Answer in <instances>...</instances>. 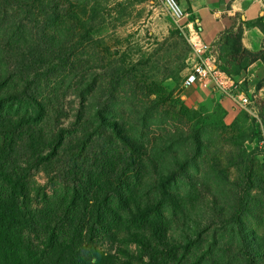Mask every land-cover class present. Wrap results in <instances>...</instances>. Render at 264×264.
Instances as JSON below:
<instances>
[{
	"label": "trees",
	"instance_id": "trees-1",
	"mask_svg": "<svg viewBox=\"0 0 264 264\" xmlns=\"http://www.w3.org/2000/svg\"><path fill=\"white\" fill-rule=\"evenodd\" d=\"M60 9L58 0H0V264H264L259 240L243 231L238 213L217 201L206 207L207 224L198 222L193 237L170 233L164 213L175 204L165 186L186 174L185 163L203 140L200 133L177 136L187 140L183 160L173 154L158 164L145 157L147 146L136 134L159 103L136 109V122L116 116L121 74L97 92L90 91L92 77L77 85V93L89 95L73 114L74 127L49 123L67 113L58 97H38L37 86L65 69L91 36L88 30L77 36L73 28L54 29ZM14 103L24 110L13 111ZM171 143H155L151 155ZM239 163L230 157V166L238 169ZM33 169L58 181L53 196L30 184ZM252 173L245 180L251 182ZM227 225L232 232L223 242ZM206 234L211 242L203 251ZM117 240L134 248L120 246L115 253L103 247Z\"/></svg>",
	"mask_w": 264,
	"mask_h": 264
},
{
	"label": "rangeland",
	"instance_id": "rangeland-1",
	"mask_svg": "<svg viewBox=\"0 0 264 264\" xmlns=\"http://www.w3.org/2000/svg\"><path fill=\"white\" fill-rule=\"evenodd\" d=\"M58 1L61 17L54 29L63 32L73 28L77 36L88 30L91 36L65 69L37 86L38 97H58L67 113L49 123L53 122L55 129L71 125L73 114L83 108L89 95L77 93L80 82L94 78L90 91L97 92L100 85L106 86L113 76L121 74L122 84L113 100L116 116L132 121L136 109L154 99L159 103L148 126L136 134L147 146L145 157L155 163L158 159V164L173 154L183 160L187 140L174 139L180 134L200 133L203 140L191 162L185 163L186 174L176 175L165 186L172 194L169 203L175 204H170L172 211L164 213L170 220V233L180 240L186 234L193 237L198 222L207 224L206 207L217 201L239 214L243 231L259 240L264 251V0H257L256 14H237L233 24L210 43L206 55L221 82H196L208 88L200 98H193V85L182 84L183 71L178 68L179 57L190 47L189 37L197 30L193 15L175 18L163 0ZM188 20L193 24H187ZM4 63L0 61V72ZM242 96L248 100L243 102ZM12 107L13 111L24 110L17 103ZM157 142L161 146L172 143L169 149L153 153L155 157L151 152ZM230 157L240 159V168L229 165ZM250 171L255 177L248 182L245 175ZM165 179L161 176L158 181ZM29 182L47 195L53 196L59 188L58 181H51L42 169H33ZM142 197L148 199L147 195ZM231 232L227 225L220 239L228 241ZM203 239L205 251L211 237L206 234ZM120 246L134 248L118 240L112 246L103 244L115 253Z\"/></svg>",
	"mask_w": 264,
	"mask_h": 264
},
{
	"label": "crops",
	"instance_id": "crops-1",
	"mask_svg": "<svg viewBox=\"0 0 264 264\" xmlns=\"http://www.w3.org/2000/svg\"><path fill=\"white\" fill-rule=\"evenodd\" d=\"M187 8L186 14L195 17L197 37L210 45L216 37L228 29L234 22L237 14L246 16L256 14L257 0H179ZM184 7V8H185ZM187 24H193V20H188ZM193 85V98H200L208 90L203 85ZM188 85V86H191Z\"/></svg>",
	"mask_w": 264,
	"mask_h": 264
},
{
	"label": "built area",
	"instance_id": "built-area-1",
	"mask_svg": "<svg viewBox=\"0 0 264 264\" xmlns=\"http://www.w3.org/2000/svg\"><path fill=\"white\" fill-rule=\"evenodd\" d=\"M163 4L166 10L175 18H180L186 14L185 8L179 0H163ZM189 39L191 42L190 47L178 60V68L183 71L182 84L188 86L199 81L204 83L209 80L220 83L221 80L212 72V61L206 55L210 45L201 41L197 37L196 31L195 35H190ZM221 74L224 75L223 72ZM241 100L246 102L248 100L247 96H242Z\"/></svg>",
	"mask_w": 264,
	"mask_h": 264
}]
</instances>
